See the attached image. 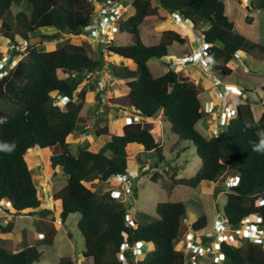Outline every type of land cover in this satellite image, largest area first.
I'll return each instance as SVG.
<instances>
[{
	"label": "trees",
	"instance_id": "1",
	"mask_svg": "<svg viewBox=\"0 0 264 264\" xmlns=\"http://www.w3.org/2000/svg\"><path fill=\"white\" fill-rule=\"evenodd\" d=\"M131 1L135 13L128 19L130 43L114 42L108 48L122 59V64L112 68V73L117 79L125 80L130 88L127 107L144 117L162 113V119L170 123L174 134L196 146L201 168L190 178L176 179V183L196 188L203 182L218 183L225 175H238L239 184L225 192L226 218L233 225H239L248 216L264 219V203L258 200L264 195V154L252 148L253 143L259 142L258 132L264 130V112L257 120L251 104L240 102L236 114L218 135L205 136L196 129L203 117L196 83L182 80L172 67L156 77L149 66L151 59L167 57L174 41L184 44L186 39L177 31L167 30L161 33L159 42L148 45L141 33L146 25L163 23L170 14L179 12L201 29L204 40L211 44L207 57L223 80L232 74L230 63L239 53L247 52L262 59L264 45L236 30L224 0ZM17 3L29 12L19 11L18 25L14 27L7 13ZM250 7L264 11V0H250ZM93 10L91 0H0L1 35L17 43L18 35L30 40L43 28H55V34L40 37L43 42L58 40L56 47L49 50L29 43L27 55L0 79V100L13 107L10 112L0 105V201L10 202L11 210L21 214L41 208L32 175L34 165L27 157L30 149L39 148L49 154L51 168L60 167L66 175L65 186L53 198L63 222L71 213L81 214L78 227L85 241L86 260L93 259V264H126L124 258L128 264H187L184 251L177 248L187 216L184 202L175 199L160 202L156 219L145 223L137 216L129 223V199L118 201L107 189L113 176L127 175L129 162L137 157L133 145L142 146L148 156L155 151L163 160V148L152 133L156 122H128L123 126V134H111L98 152L86 148L78 154L73 152L69 138L82 120L88 97L87 88L81 85L105 60L102 55L91 57L83 42L71 37L59 38L63 34L81 33L91 21ZM128 60L131 62L127 63ZM261 88L264 106V85ZM53 92L69 98L65 107L56 102ZM97 134L107 135L109 128L105 126ZM3 145L14 147L6 151ZM155 175L152 179L157 180ZM207 224L208 217L202 214L194 223V231L204 230ZM126 241L152 245V254L134 258L132 251L122 252L121 246ZM222 250V264H264L262 245L248 239L242 246L223 243ZM40 256L35 245H26L18 251L0 246V264H32ZM61 264H74V261L66 259Z\"/></svg>",
	"mask_w": 264,
	"mask_h": 264
},
{
	"label": "rangeland",
	"instance_id": "2",
	"mask_svg": "<svg viewBox=\"0 0 264 264\" xmlns=\"http://www.w3.org/2000/svg\"><path fill=\"white\" fill-rule=\"evenodd\" d=\"M224 1L227 13L235 21L236 30L249 40L264 45V11L251 8L250 0ZM19 11L29 12L28 9L17 3L15 9L7 13L8 19L14 27L18 25L16 14ZM131 12L133 15L134 6L131 7ZM126 17L129 18L130 14H126ZM130 25V21H123L122 30L115 44L130 43L131 38L128 34ZM191 25L193 24L191 23ZM167 30L177 31L181 37L186 39L188 42L187 46L191 44L189 43L190 41L192 42L193 39L196 40L198 38V41L194 40L193 44L203 43L201 30L197 35L190 31L181 30L175 26L172 18L162 24L146 25L141 34L145 43L153 45L161 40L162 34ZM56 32L55 28H43L37 31L36 34L38 37L41 34L51 36ZM66 38L68 37L65 34L59 40ZM22 39L21 36H18V42H21ZM57 41L48 39L43 42L41 38L36 45H39L42 50H49L56 47ZM181 45L174 41V44L169 47L170 54L167 57L162 59L154 58L149 61V66L154 76H161L172 67L179 73L180 77L192 81L193 65L192 63H186L181 53ZM13 46L14 43L9 38L0 34L1 59L3 55H10ZM85 46L91 57L102 55L105 61L104 65L99 68L97 76H92L81 85V88H87L88 97L82 114L83 121L79 123L75 132L69 138L75 154L85 148L95 152L101 150L105 139L109 140L111 134H119L123 126L134 119L132 112L135 111L127 107L126 104L128 92L126 81L117 79L112 73V68L122 64V59H118L116 55L111 54L103 46H100L98 50L88 43H85ZM188 49H193L192 44ZM130 62L131 60L127 61V63ZM194 63L198 64L200 68L199 71L195 70L201 81L197 88L202 105L205 107V102L213 99L211 79L214 70L209 69L210 72L206 73L205 63H207V60L200 59ZM230 66L233 72L223 77L224 82L227 85L237 83L247 87L249 91L248 102L251 104L256 117H259L261 110L264 109L262 102L263 91L261 88L264 85V58L258 59L244 52L241 57L235 58L230 63ZM6 68H10V65L8 64ZM217 74L222 76L220 73ZM3 76H5V72L0 70V79ZM100 80L105 82L103 91H99L97 88ZM52 95L56 97V102L63 105L56 92H53ZM103 97L106 102L102 99ZM0 105L6 107L10 112L13 111V107L6 102L0 100ZM159 117V114L156 115V118ZM214 125H216V122H214L212 116L203 115L196 129L205 136H211ZM105 126L109 128V134L99 136L97 131ZM153 133L158 140L157 142L163 148V160L159 159L155 151L148 156L144 153L142 146L133 145V151L137 157L129 162V171L125 177L127 183H122V186L130 184L131 190H127L128 194H125L126 192L122 187V194L125 200L129 199L130 210L136 211L138 219L145 223L157 218L156 207L160 202L170 199L184 202L187 208V216L184 218L182 233L179 236V243H177V248L183 249L185 248V241L191 232L187 224L188 218L193 217L197 220L202 214H206L208 224L203 232H213L212 225L216 214L224 213L227 195L222 185L229 176H223L222 180L217 183L216 194L212 190L210 192L211 183L209 182L202 183L196 188L176 183V179L190 178L201 168L202 162L197 155L196 146L192 141L184 140L174 134L170 123L164 120L160 125H157ZM27 157L34 165L32 167V175L42 205L39 209L30 210L22 214L12 211L9 202L6 206L0 207V246L10 251H18L30 244L37 246L41 253L40 260L34 261L32 264H61V261L66 259L73 260L74 264H93V259L86 260L83 256L85 241L78 227L81 214L79 212L71 213L64 222L60 218L51 220L47 217V213L53 212L56 208L53 194L66 184L65 173L60 167L53 170L49 164V154L39 148L30 149ZM154 174H157L155 175L157 180L152 179ZM114 185H117L116 181L108 184L107 189ZM117 188L120 189L121 187L118 186ZM263 197L264 195L259 197V202H262L261 199ZM59 220H62V224H60ZM1 228H6V231ZM37 233H41L42 236L39 237ZM142 245H145V250L140 257L150 256L152 254V245L149 246L146 243ZM204 261V264H214L212 258H205ZM223 261L219 264H222Z\"/></svg>",
	"mask_w": 264,
	"mask_h": 264
},
{
	"label": "built area",
	"instance_id": "3",
	"mask_svg": "<svg viewBox=\"0 0 264 264\" xmlns=\"http://www.w3.org/2000/svg\"><path fill=\"white\" fill-rule=\"evenodd\" d=\"M94 6L93 14L89 24L83 29V31L77 35H72L75 40L80 42L88 43L93 46L94 49H97L100 46H103L104 49H108L111 44H113L120 32L123 21L127 20L126 14L130 12V1L129 0H91ZM175 20L178 25L182 28H187V25L182 21L179 14H175ZM208 44L205 43L206 47ZM109 50V49H108ZM29 52V40L23 39L21 42L14 44L13 55L4 56L0 61V69L5 70V65L7 62H11L12 66H15L22 58H24ZM206 54V51L203 47L201 50L195 54L185 57L186 63L198 61L201 55ZM211 66L209 63H205V70L208 74L210 72ZM7 74V71H4ZM99 70L93 74L97 76ZM212 82L215 88V100H210L205 102V107L203 108V113L206 115H211L216 121L217 124L212 129L213 135H217L220 131V126L226 125L231 119L232 115L236 113V107L231 104H238L240 100H236L235 96L239 95L243 99H247V94L243 92L242 89L237 87H227L223 85L221 79L216 75H212ZM99 86L97 87L99 91L105 89L104 80L98 81ZM89 85V84H88ZM61 101L64 106L69 101L67 96L61 95ZM105 102V98H102ZM134 119L132 122L141 121L142 116L136 112H132ZM126 176L117 175L111 178L112 182H117V185H114L109 188L111 190V195L117 198L118 201H126L122 194V187L125 190H131V185H123L122 183H127L125 180ZM239 176H230L223 183L225 191H229L232 186L239 184ZM120 186L121 188H117ZM220 186V185H219ZM213 193H217V187L213 188ZM263 204L264 201L259 202ZM6 205L4 200L0 201V207ZM54 217L60 218V211L57 209L54 210ZM137 218L136 211H130L127 216L129 223L132 220ZM61 222V221H60ZM195 220L189 218L187 224L191 232L188 235L187 240L185 241V248H180L184 251L186 255L187 264H204L205 258H212L213 263H221L224 260V253L222 250L223 243H227L233 246H241L246 239L259 243L264 249V219L261 216H248L243 218L242 222L239 225L231 224L224 213H217L213 221L212 230L213 232H196L194 231ZM62 224V222L60 223ZM203 232V233H202ZM206 233V234H204ZM204 236H211V240H204ZM179 243V240H177ZM122 252L131 250L133 257L137 258L138 256L144 253V248L141 245H133L128 241L124 242L121 246ZM126 264H128L127 258H124Z\"/></svg>",
	"mask_w": 264,
	"mask_h": 264
},
{
	"label": "clouds",
	"instance_id": "4",
	"mask_svg": "<svg viewBox=\"0 0 264 264\" xmlns=\"http://www.w3.org/2000/svg\"><path fill=\"white\" fill-rule=\"evenodd\" d=\"M130 2H131V7L133 6L132 5V1L130 0ZM131 7H130V12H131ZM129 12V14H130V17H131V15H132V12L130 13ZM175 14H179L180 15V17H181V19H182V21H184L185 23H186V25H187V28H182V27H180L179 25H178V23L176 22V20H175ZM171 16H172V20L175 22V26L177 27V28H179V29H183V30H185V31H195L196 30V28L195 27H197L196 25L195 26H193V25H191V23L189 22V21H187L186 19H184L183 17H182V15L179 13V12H175V13H172V14H170ZM169 15V16H170ZM129 17V18H130ZM128 18V19H129ZM127 19V20H128ZM127 20H125V21H127ZM198 28V27H197ZM204 29V28H203ZM121 30H122V27H121ZM201 30V29H200ZM65 35V34H64ZM120 35V34H119ZM19 36V35H18ZM67 37L69 38V37H71V38H73L72 37V35L71 36H69V35H67ZM119 37V36H118ZM74 39V38H73ZM17 40H18V38H17ZM23 40V39H22ZM30 41V40H29ZM76 41H78V40H76ZM116 42V41H115ZM17 43H18V41H17ZM30 43V42H29ZM84 43V42H83ZM205 43H207L208 45L205 47L204 46V44ZM14 44H16V43H14ZM85 44V43H84ZM201 47H203L204 48V50L206 51V54H204V55H201V57L198 59V61L200 60V59H204V60H207V64L209 63V59H208V57H207V50L211 47V44L210 43H208V42H206L205 40H204V38H203V43L199 46V50H198V52L201 50ZM13 49H14V46H13V48L11 49V53H10V55H13ZM196 52H194L193 54H195ZM244 54V52H241V53H239L238 55H237V58H239V57H241L242 55ZM9 55V56H10ZM192 55V54H191ZM5 55H3V57H4ZM189 56V55H188ZM185 58V57H184ZM1 59V58H0ZM2 60V59H1ZM0 60V61H1ZM196 62V61H195ZM190 63H192V62H190ZM10 65V68H6V66L7 65ZM18 64V63H17ZM16 64V65H17ZM188 64V63H187ZM15 65V66H16ZM209 65H210V63H209ZM15 66H12L11 65V62H7L6 63V65H5V70L4 69H0V70H2V71H7L8 73L7 74H9V72L12 70V68L13 67H15ZM211 66V65H210ZM211 69H212V67H211ZM7 74H5V75H7ZM213 74H216L220 79H221V81L223 82V85H225V86H227V87H231V86H233V87H237V88H239V89H242L243 90V92L244 93H246L247 94V99H243L241 96H239V95H236L235 96V98H236V100H240V102H248V100H249V94H248V92H247V89L244 87H240L239 85H237V84H231V85H227L225 82H224V80L221 78V76H219L217 73H216V71H214V73ZM213 83V82H212ZM61 97V96H60ZM211 100H214V99H211ZM210 101V100H209ZM239 102V103H240ZM58 104H59V102H57ZM68 103V102H67ZM238 103V104H239ZM231 105H233V104H231ZM62 107H65V105L64 106H62ZM235 107H236V109H237V104L235 105ZM203 106H202V112H203ZM133 112H136V111H133ZM136 113H138V112H136ZM138 114H140L141 116H142V118H141V121H139V122H142V120H145V118H144V115L143 114H141V113H138ZM236 114V113H235ZM234 114V115H235ZM203 115H206L205 113H203ZM234 115H232V116H234ZM207 116H211V115H207ZM212 119L214 120V122H216V124H217V121L212 117ZM129 122H132L131 120L129 121ZM228 124V123H227ZM225 126V125H224ZM224 126H220V130L222 129V128H224ZM214 127H215V125H214ZM212 135H213V133H212ZM211 135V136H212ZM218 135V134H217ZM258 135H259V137H260V139H259V142L258 143H253V145H252V148H253V151H255V152H257V153H261V154H264V130H261V131H259L258 132ZM3 148H4V150H6V151H11L12 150V148L14 147V145H12V146H9V145H3L2 146ZM234 176H238V175H234ZM230 177V176H229ZM212 183H214V182H212ZM215 186L217 187L218 185H217V183H215ZM226 192V191H225ZM5 201V200H4ZM6 202V204L8 203V201H5ZM10 203V202H9ZM6 206V205H5ZM4 207V206H3ZM2 208V207H1ZM58 210V211H60L58 208H57V206H56V208L54 209V210ZM60 213H61V211H60ZM225 214V213H224ZM53 215H54V211H53ZM137 216H138V214H137ZM53 218H54V220H56V218L53 216ZM190 218H192V219H194L193 217H190ZM57 219H59V218H57ZM60 219H61V214H60ZM189 219V218H188ZM195 221H197L196 219H194ZM228 220V219H227ZM61 222H62V220H60ZM203 231V230H202ZM38 235H39V237H41V235H40V233H37ZM244 244V243H243ZM242 244V245H243ZM134 245V244H133ZM137 245H141L143 248H144V250H145V247H144V245H142V244H137ZM241 245V246H242ZM131 251V250H130ZM144 254V253H143ZM142 254V255H143ZM141 256V255H140ZM140 256H138V257H140Z\"/></svg>",
	"mask_w": 264,
	"mask_h": 264
},
{
	"label": "crops",
	"instance_id": "5",
	"mask_svg": "<svg viewBox=\"0 0 264 264\" xmlns=\"http://www.w3.org/2000/svg\"><path fill=\"white\" fill-rule=\"evenodd\" d=\"M134 13H135V8H134ZM171 19L172 18V16L170 15L169 17H168V19ZM162 24V23H161ZM163 32V31H162ZM190 32H193V33H196V35L198 34V33H200V29L199 28H197L196 27V30L195 31H190ZM197 37V36H196ZM199 39V38H198ZM198 39H196L197 41H198ZM194 40L195 39H193V41L191 42H189V43H191L192 44V47H193V49L192 50H189L188 48L191 46V44H189V46H187L188 45V42L186 41L184 44H182L181 46H182V48H181V53L183 54V56L184 57H187L188 55H191V54H193L194 52H197L198 50H199V46L201 45V44H193L194 43ZM195 40V41H196ZM174 44V43H173ZM9 54V53H8ZM182 56V57H183ZM192 67H193V69H194V72L192 73V81L193 82H195L196 83V85H199V84H201V81L199 80V77L200 76H198L197 75V73L195 72V70H197V71H199L200 70V68H199V66H198V64H195L194 62H192ZM179 74V73H178ZM179 77H180V75H179ZM182 80H185V79H183V77H180ZM235 84H237V83H235ZM211 85V84H210ZM237 85H239L240 87H245V86H243L242 84H237ZM211 87H213L212 88V93H213V99L215 100L216 99V95H215V88H214V86H213V83H212V85H211ZM246 89H247V87H245ZM129 90H130V88L128 87V92H127V94L129 93ZM213 90H214V92H213ZM84 110V109H83ZM263 112H264V109H262L261 110V112H260V114H259V117H256V115L254 114V116H255V118L258 120L260 117H261V115L263 114ZM83 111H82V113H81V116H82V120L81 121H83ZM159 118H156V116H154V117H144L145 118V120L146 121H148V122H156V124L157 125H160L161 123H162V121H163V119H162V114L161 113H159ZM81 123V122H80ZM157 125L155 126V128L157 127ZM154 128V129H155ZM153 129V130H154ZM153 130H152V133H153ZM119 134H123V128H122V130H121V132H119ZM153 135H154V133H153ZM104 136V135H103ZM154 137H155V135H154ZM156 139V138H155ZM108 140V139H107ZM106 139L104 140V142H103V146H104V144L106 143V141H107ZM156 141H158L157 139H156ZM102 146V147H103ZM93 151V150H92ZM205 182H203V184H204ZM209 183H211V188H210V192H211V190L213 191V188L215 187V183H212V182H209ZM202 184V183H201ZM53 212L51 211V212H49V213H47V217L48 218H50L51 220H54V218H53ZM59 222H60V220H59ZM40 235L42 236V234L40 233ZM30 245H33V244H30ZM150 246V245H149ZM23 248V247H22ZM21 248V249H22Z\"/></svg>",
	"mask_w": 264,
	"mask_h": 264
},
{
	"label": "water",
	"instance_id": "6",
	"mask_svg": "<svg viewBox=\"0 0 264 264\" xmlns=\"http://www.w3.org/2000/svg\"><path fill=\"white\" fill-rule=\"evenodd\" d=\"M62 36L64 37V34ZM40 40H41V38L37 36V37L31 38L29 42H30L31 45H35Z\"/></svg>",
	"mask_w": 264,
	"mask_h": 264
},
{
	"label": "bare ground",
	"instance_id": "7",
	"mask_svg": "<svg viewBox=\"0 0 264 264\" xmlns=\"http://www.w3.org/2000/svg\"><path fill=\"white\" fill-rule=\"evenodd\" d=\"M55 205H56V203H55Z\"/></svg>",
	"mask_w": 264,
	"mask_h": 264
}]
</instances>
